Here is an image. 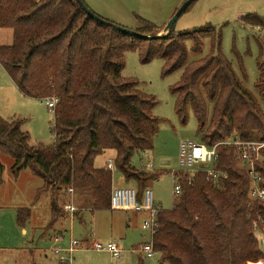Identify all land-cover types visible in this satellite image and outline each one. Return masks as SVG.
<instances>
[{"label": "trees", "instance_id": "1", "mask_svg": "<svg viewBox=\"0 0 264 264\" xmlns=\"http://www.w3.org/2000/svg\"><path fill=\"white\" fill-rule=\"evenodd\" d=\"M245 19L264 26L260 17ZM140 23L137 33L158 35L156 26ZM0 29L13 30V43L0 46V65L19 92L35 100L58 99L51 146H30L21 121L0 116V153L14 160L12 174L18 177L28 169L44 182L37 197L50 195L48 230L64 219L59 198L69 188L85 199L91 212L111 210L112 171L95 166L107 151L115 152V167L127 184L136 186L139 201L163 175L131 163L136 155L153 150L163 120L153 114L156 98L141 92L136 80L123 77L128 52H137L142 64L165 61L163 77L184 69L170 91L177 97L180 122L188 124L189 111L195 116L199 143L212 147L236 136L264 141L259 100L222 55V34L214 27L173 29L165 37L145 40L102 25L75 0H0ZM206 37L218 54L187 65L186 43L192 41L193 51L200 54ZM259 68L255 87L264 99V68ZM242 75L246 78L243 69ZM216 167L226 174L220 183L202 173L189 183L186 174L173 208L159 212L153 246L162 263L263 264L254 223L260 217L264 224V203L250 205L249 179L232 147L220 148ZM3 173L0 163V189ZM30 218L29 209L17 213L22 228ZM137 264H144L142 258Z\"/></svg>", "mask_w": 264, "mask_h": 264}, {"label": "rangeland", "instance_id": "2", "mask_svg": "<svg viewBox=\"0 0 264 264\" xmlns=\"http://www.w3.org/2000/svg\"><path fill=\"white\" fill-rule=\"evenodd\" d=\"M82 1L98 17L128 30L138 29L141 25L140 19L149 22L160 30L158 35L162 38L168 35L164 29L189 0ZM250 15L260 17L264 23V0H196L176 21L174 30L188 32L210 26L216 32H221L222 55L232 65L245 88L258 98L264 113V99L259 97L255 87L260 80L259 66L264 68V26L245 23V17ZM12 40V29H0V46H7ZM193 46L192 41L186 43L187 65L211 54H218L210 37L203 39L200 54L193 51ZM164 63L163 60L155 59L148 64H142L137 52H128L123 77L136 80L141 92L154 96L158 101L153 114L163 122L155 138L154 148L136 155L131 163L139 170L163 173L159 180L150 184L149 189L156 205L164 210H171L176 202L172 174L182 170L179 162L180 144L183 141L198 142L199 138L195 116L189 111L188 124L183 125L175 112L177 97L170 91L181 81L184 69L163 77ZM242 69L246 78H243ZM211 111L210 107V114ZM0 116L9 121H21V130L30 135V146H51L55 142L54 112L48 109L44 100L26 98L20 94L1 65ZM114 158L115 152L107 151L96 158L95 166L104 168L109 159ZM13 161L11 156L0 153V163L4 168V183L0 189V264H59L53 250L58 246L68 249L71 240L80 243L75 253L70 256L74 258L72 264H137L139 258H142L144 264H164L159 254L147 259L137 252L140 245L150 243L152 238L151 232L142 228L143 221L148 217L146 214L109 210L95 212L93 219L91 211L84 210L81 213L84 223H81L78 219L73 220L62 209L64 218L68 219L60 221L57 231L48 230L51 222L50 195L42 193L37 197L39 190L44 187L43 180L28 169L22 171L20 179L15 177L11 172ZM149 163L152 167L146 169ZM112 174L116 188H136L133 183L127 184L116 167ZM59 200L65 204L68 201L67 195L61 194ZM78 200L75 196V205L83 208ZM20 209L31 211V218L24 228L17 223ZM60 230L64 234V238L59 235L63 243L56 245L54 238L51 240V235ZM86 233L103 245L109 242L118 244L121 250L120 259L113 260L110 253L83 245Z\"/></svg>", "mask_w": 264, "mask_h": 264}, {"label": "built area", "instance_id": "3", "mask_svg": "<svg viewBox=\"0 0 264 264\" xmlns=\"http://www.w3.org/2000/svg\"><path fill=\"white\" fill-rule=\"evenodd\" d=\"M45 104L49 110L54 112L58 104V99L55 97L48 98L45 100ZM221 147H232L234 149L239 168L244 170L247 174L249 179L248 199L250 205L259 202L264 203V174L262 172L264 168V141L242 140L237 136L219 142L212 147L195 141L181 142L179 162L182 170L173 172L172 174L174 180L173 193L176 197V201L181 196V182L185 179L184 177L186 174L188 175L189 183L200 173L205 174L207 180L215 184L220 183L222 179L226 178V174L219 171L216 167ZM114 167V160L109 159L105 169L112 171ZM151 167L152 164L149 163L145 168L149 169ZM66 195L68 201L63 204L62 208L64 212L73 219L81 209L75 205L74 199L76 195L73 188L67 189ZM110 208L114 211H131L134 213L147 214L148 217L143 221L142 228L145 231L151 232V242L140 245L137 252L144 255L147 259L154 258L157 253L153 246V236L158 229V215L162 209L155 206L152 191L149 188L146 189L142 196V201H139L136 188L128 186L113 188L111 192ZM254 236L258 242L261 253L264 255V224L260 217H258V221L254 223ZM54 241L56 245H60L62 237H54ZM79 244L78 241L71 240L68 249H62L60 246L55 248L53 253L58 258L59 264H72L74 258L70 256L75 253ZM89 247L97 251L110 253L113 260H118L121 257L120 247L114 242L103 245L92 240ZM262 263L264 264V260Z\"/></svg>", "mask_w": 264, "mask_h": 264}, {"label": "water", "instance_id": "4", "mask_svg": "<svg viewBox=\"0 0 264 264\" xmlns=\"http://www.w3.org/2000/svg\"><path fill=\"white\" fill-rule=\"evenodd\" d=\"M80 7L83 9V11L91 18H94L97 22L101 23L104 26H108V27H112L114 28L116 31H119L121 33L130 35V36H135V37H139L145 40H155V39H159L161 38V36L157 35V36H148V35H141L139 33H137L136 31L133 30H128L122 27H119L117 25H114L108 21L103 20L102 18L98 17L97 15H95L91 10H89L86 5L83 3L82 0H75ZM196 0H189L187 1V3L182 7V9L173 17V19L171 20V22L169 23V25L164 29V32L169 34L172 32V30L174 29V25L176 23V21L179 19V17L182 15V13H184L189 7L190 5Z\"/></svg>", "mask_w": 264, "mask_h": 264}, {"label": "crops", "instance_id": "5", "mask_svg": "<svg viewBox=\"0 0 264 264\" xmlns=\"http://www.w3.org/2000/svg\"><path fill=\"white\" fill-rule=\"evenodd\" d=\"M12 43H13V40H12ZM11 43V44H12ZM11 44H9V45H11ZM8 46V45H7ZM15 86V85H14ZM15 88L17 89V87L15 86ZM18 90V89H17ZM18 92H19V90H18ZM20 93V92H19ZM21 94V93H20ZM104 168H106V166L104 167ZM22 174H23V172H21L20 174H19V176H18V178L20 179V177L22 176ZM4 183V182H3ZM125 187H127V186H125ZM113 188H116L115 187V185H114V183H113ZM76 196H77V194H76ZM78 197V196H77ZM78 202H79V204H80V206L81 207H83V208H80L81 209V211L80 212H78L77 214H76V216L73 218V220H75V219H78L81 223H84V218H83V215H81V213L84 211V210H86V211H90L89 209H87L88 208V206L89 205H87L86 204V201H85V199L83 198H80V197H78ZM155 206L156 207H159V208H161L160 206H158V205H156L155 204ZM50 209H51V207H50ZM162 209V208H161ZM162 210H164V209H162ZM91 214H93V219L95 218V216H94V214H95V212H91ZM142 214H146V213H142ZM147 215V214H146ZM66 219H68V218H64L63 220H66ZM60 223V222H59ZM59 223H57L55 226H54V228L53 229H51V231L52 230H56V227H57V225L59 224ZM131 227V226H130ZM90 229H92V227L90 228ZM62 230V229H61ZM60 230V232H58V233H60V234H58L56 231V233H53L52 235H51V240H53V238L54 237H57V236H59V235H62V237L64 238V234H61L62 233V231ZM25 232V231H24ZM65 232H67V230L65 229ZM89 232V231H88ZM87 232V233H88ZM87 233L85 234V236H84V240H83V245H85L86 247L87 246H90L91 245V243H92V240H93V237H88V235H87ZM65 234H67V233H65ZM63 243V242H62ZM82 250V249H81ZM108 253V252H107ZM53 255H54V253H53ZM55 256V255H54ZM56 257V256H55ZM57 258V257H56ZM55 259V258H54ZM58 259V258H57ZM57 259H55L58 263H59V260H57Z\"/></svg>", "mask_w": 264, "mask_h": 264}]
</instances>
